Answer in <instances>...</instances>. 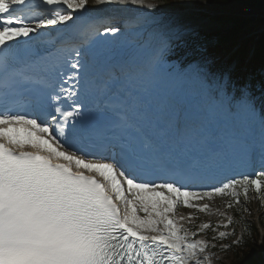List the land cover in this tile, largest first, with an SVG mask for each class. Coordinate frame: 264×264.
Returning a JSON list of instances; mask_svg holds the SVG:
<instances>
[{
	"label": "snow or ice",
	"instance_id": "obj_1",
	"mask_svg": "<svg viewBox=\"0 0 264 264\" xmlns=\"http://www.w3.org/2000/svg\"><path fill=\"white\" fill-rule=\"evenodd\" d=\"M41 4L44 12L34 16L31 0H0V264H206L207 249L217 245L195 237L230 227L233 217L190 230L177 209L209 213V204L196 201L214 197L230 198L231 209L250 191L264 206V145L260 170L210 183L233 170V156L190 136L136 83L161 71L159 62L126 75L120 86L127 102L103 104L96 100L98 78L89 80L90 66L81 62L87 52L76 49L70 60L61 49L49 61L20 41L99 6H133L154 19V0ZM70 81L76 83L67 86ZM69 147L75 150H64ZM254 162L249 153V166ZM230 235L235 232L220 231L211 240Z\"/></svg>",
	"mask_w": 264,
	"mask_h": 264
},
{
	"label": "trees",
	"instance_id": "obj_2",
	"mask_svg": "<svg viewBox=\"0 0 264 264\" xmlns=\"http://www.w3.org/2000/svg\"><path fill=\"white\" fill-rule=\"evenodd\" d=\"M165 1L170 8H181L180 0ZM198 7L208 12L205 15L211 16L219 28L209 34L200 32L184 48L183 57L204 59L211 71L225 73L236 82L244 75L245 84L255 82L252 90L259 91L262 87L259 79L264 83V32H256L264 29V0H206L205 6ZM232 215L234 237L240 234L242 244L237 246L226 241L233 246L226 251L214 249L218 253L233 254L234 264H264V237L258 238L256 224L241 210L236 209ZM213 233L209 230L208 238Z\"/></svg>",
	"mask_w": 264,
	"mask_h": 264
},
{
	"label": "rangeland",
	"instance_id": "obj_3",
	"mask_svg": "<svg viewBox=\"0 0 264 264\" xmlns=\"http://www.w3.org/2000/svg\"><path fill=\"white\" fill-rule=\"evenodd\" d=\"M154 2L159 5V9L156 14L159 18H164L166 14L171 13L165 0H154ZM178 4L182 6L183 10H181V14L175 18L182 19L181 22L187 20V22L190 23L191 26L195 29H203L206 31L217 27V24L212 21L213 19L211 17L210 18L212 20L205 16H202L201 13L197 10L198 8H200L198 7V5H206V0H180ZM174 13L178 14L179 12ZM190 74H193L195 76L196 82H200L202 84L201 90L203 93L220 100L222 103H227V108L229 109V111L238 110L241 106L246 105L247 102L245 97H240L239 100H237L235 91H230L227 83L223 80L220 82L219 79H215L214 76H210L206 69L202 68L199 71H194L192 73L190 72ZM263 103V101H260L259 105H262ZM253 106H255V104H253L251 107L253 108ZM229 199L230 198L228 197H214L211 201L205 199L204 202L199 204L201 206L203 204H209L211 212H197L195 209L193 210L181 207V210H177L176 216L185 217V219L179 221V223L183 227L190 229L192 224L196 222H198L199 224L202 222L211 223L213 226L224 223L227 220V217L233 214L236 209H238L241 210L242 213H244V216L246 218H250L251 220H253V222H256L257 230L259 231L258 238L260 239L261 237H264V206H262L260 200L256 197V194L250 191L249 198L247 200H245L244 197L241 196L240 204L234 205L231 209L226 207ZM245 209H247V211H245ZM217 210H219L220 213H224V215H219ZM192 213L194 214L192 215ZM139 214L141 216L145 215L142 212H140ZM190 214L195 217L191 221L187 219ZM260 219H262L263 221L261 222L263 226L260 225ZM199 224H197V227L199 226ZM199 239L206 240L203 236ZM258 244L260 243L258 242ZM205 255L211 256L210 261L206 262V264H234L236 261V258L235 256H233V254L214 255L210 248L207 249Z\"/></svg>",
	"mask_w": 264,
	"mask_h": 264
},
{
	"label": "bare ground",
	"instance_id": "obj_4",
	"mask_svg": "<svg viewBox=\"0 0 264 264\" xmlns=\"http://www.w3.org/2000/svg\"><path fill=\"white\" fill-rule=\"evenodd\" d=\"M89 4L94 5V0H89ZM89 10L90 11H104V10L116 11V10H120L125 15H127V17H131L133 14L135 15L137 13L136 10L132 11L130 6H119V5L99 6L98 8H89Z\"/></svg>",
	"mask_w": 264,
	"mask_h": 264
}]
</instances>
